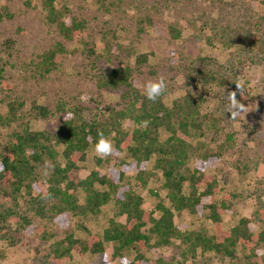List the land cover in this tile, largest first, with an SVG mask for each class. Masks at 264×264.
<instances>
[{
	"label": "trees",
	"instance_id": "1",
	"mask_svg": "<svg viewBox=\"0 0 264 264\" xmlns=\"http://www.w3.org/2000/svg\"><path fill=\"white\" fill-rule=\"evenodd\" d=\"M42 1L48 22L57 26L64 39H77L86 32L84 19H79L68 6L58 8L56 0ZM11 17L7 8L0 12V20ZM137 25L141 32L150 28L157 37L168 40L180 39L183 32L177 23H169L161 16L138 17ZM116 37L114 31L103 33L100 39L105 52L101 55L96 52L94 43L85 50L96 61L103 58L108 63L96 76L97 94L103 91L120 94V100L105 111L101 102L94 101L98 113L93 114L87 98L86 102L60 103L54 113L58 119L55 127L33 131L29 122H25L27 115L37 114L47 119L52 110L34 104L30 113L26 111L23 99L6 95L8 110L0 112V124L10 127L19 124V129H12L7 134L6 144L0 148V162L4 165V171H0V190L14 200L18 208V199L27 198L26 207L35 216L20 215L16 210L3 208L0 211V247L4 243L14 246L20 240L19 234L33 233L37 225L34 217L51 215L50 219L63 228L71 216L97 215L104 206L114 202L116 216L124 217L125 221L112 220L103 237L95 234L85 243L73 235L67 236L51 251L52 264H65L73 251L79 254L104 253L105 243L114 245L115 257H124L123 251L135 252L136 257L130 260V264H186L208 255L226 262L237 258L239 246L249 252V264H259V258L264 260V226L259 224L264 223V206L225 230L223 215L231 211V204L218 199L220 182L215 175L208 173V169L214 168L221 160L227 144L224 142L219 151H215L204 140L193 142L192 137L206 136V132L219 136V119L211 110L204 112L203 97H196L191 92L172 105L165 102L167 91L156 102L148 100L140 80L142 68L149 62L148 55L137 53L131 43L126 46ZM244 40V49L249 50L247 43L256 44L249 35ZM15 43L13 39L5 42L7 48ZM65 53L66 47L58 44L40 57L39 68L43 73H50L58 67ZM132 56H135V63H132ZM202 61L216 65L213 59L204 58ZM3 66L0 57V81L6 84ZM192 71L191 78L205 91H211L216 85H225L214 70L204 72L193 68ZM126 119L137 127L126 131L123 128ZM142 122L147 123L143 125ZM100 131L114 142L112 155L117 162L107 173L92 171L83 177L81 164L86 161L89 148L97 142ZM162 134H167L165 140L161 139ZM233 137V133H225L226 142H232ZM60 147L63 148L61 153L57 150ZM125 152L130 161L121 158ZM152 157L156 159L154 170L164 179L169 202V206L158 204L160 216L143 208L144 198L127 180V176L134 173L137 181L146 186L149 181L146 178L147 165ZM46 161L54 167L49 168L48 176L40 179L38 170ZM7 187L10 191L6 190ZM45 191L51 194L50 198H42ZM80 192L84 194L82 203ZM186 214H206L215 233L210 235L203 230L182 229L176 224V217ZM164 247L173 248L175 257L171 261L158 258L151 263L147 250L157 251Z\"/></svg>",
	"mask_w": 264,
	"mask_h": 264
},
{
	"label": "rangeland",
	"instance_id": "2",
	"mask_svg": "<svg viewBox=\"0 0 264 264\" xmlns=\"http://www.w3.org/2000/svg\"><path fill=\"white\" fill-rule=\"evenodd\" d=\"M42 2L0 0V12L7 8L12 16L0 20V57L6 81V84L0 81L1 113L8 110L6 95L23 99L25 109L30 113L34 104L45 105L52 110L47 119L25 112L28 114L25 122H29L31 129L44 131L57 124L54 113L60 103H78L83 96L87 98V105L92 106L93 114L98 113L94 101L101 102L104 111L108 106H114L120 100L118 92H96V76L108 63L103 58L96 61L85 52L94 43L96 52L101 55L105 50L101 47L100 38L103 33L114 31L119 42L126 46L131 43L137 53L148 55L149 62L142 68L140 79L143 88L148 81L163 77L167 85L165 102L168 105L191 92L196 97H203L204 112L211 110L213 116L219 119V136L206 132V136L192 138L194 143L199 139L206 141L215 151H219L224 142L227 144L221 160L214 168L208 169V173L215 175L220 182L218 199L231 204V211L223 215V228H233L242 217H251L264 206V0H56L58 8L68 6L86 23V32L73 40L64 39L57 26L48 22ZM144 15L161 16L169 23H177L183 31L181 38H159L150 28L141 32L137 19ZM247 35L256 40L254 46L247 43L249 50L243 48ZM7 39L16 43L7 48ZM61 43L66 47L61 63L50 73H43L38 66L40 57ZM204 58L215 60L216 65L203 62ZM132 59L135 63V56ZM193 68L218 72L225 85H216L211 91H205L191 78ZM237 82L242 83V92L237 90ZM232 91L237 93V100L246 109L235 119L228 111L227 94ZM136 127L130 120L123 122L126 131ZM14 128L19 129V124L11 127L0 124V148L6 144L7 134ZM222 130L234 134L232 142L225 141ZM166 138L167 134H162L161 139ZM57 150L61 153L63 148ZM121 158L131 160L126 152ZM60 160L64 161L62 156ZM155 160L152 157L147 165L146 178L149 181L146 186L137 181L134 173H130L127 180L144 198L143 208L160 216L158 204L169 206V202L164 179L160 172L154 170ZM116 162L113 155L106 159L96 157L92 146L86 161L81 164L82 176L92 171L107 173ZM190 166H194L193 161ZM44 170V166L38 170L40 179L45 177ZM47 171L49 173V168ZM6 190L10 191V187ZM83 195L80 192L81 203ZM18 200L19 208L0 190V211L11 208L20 215L35 216L26 207L27 198ZM50 217H34L37 225L33 233L19 234L20 240L14 246L2 244L0 264H52L51 251L67 236L73 235L85 243L92 235L103 237L112 220L125 221L124 217L116 216L114 202L104 206L97 215L71 216L63 228ZM176 224L182 229L203 230L210 235L215 233L213 223L206 214L177 216ZM259 224L264 226V223ZM248 253L239 246L236 259L220 262L208 255L186 264H249ZM123 255L131 261L136 257L133 251H123ZM175 255V250L170 247L147 250L151 263L158 258L171 261ZM120 260L121 256H114V245L105 243L104 253L79 254L73 251L71 259L65 264H119ZM258 263L264 264V260L259 258Z\"/></svg>",
	"mask_w": 264,
	"mask_h": 264
},
{
	"label": "clouds",
	"instance_id": "3",
	"mask_svg": "<svg viewBox=\"0 0 264 264\" xmlns=\"http://www.w3.org/2000/svg\"><path fill=\"white\" fill-rule=\"evenodd\" d=\"M166 83L163 77H160L157 80L148 81L143 88V94L145 97L152 101L156 102L160 97H162L166 91ZM236 88L239 92L243 91V85L240 82L236 83ZM237 93L235 91L229 92L227 94L228 100V111L231 114V118L235 119L241 112L246 111L244 105L237 100ZM81 100L85 101V98L82 96ZM147 122H142L143 125H146ZM113 142L104 136L103 132H98V140L93 146V152L96 157L100 159H106L108 156L112 155L114 152ZM54 167L50 165V162H45L43 175L46 177L49 173L48 168ZM0 171H4V165L0 162ZM51 194L48 192H42V198L48 199ZM119 264H130V260L127 256L121 258Z\"/></svg>",
	"mask_w": 264,
	"mask_h": 264
}]
</instances>
